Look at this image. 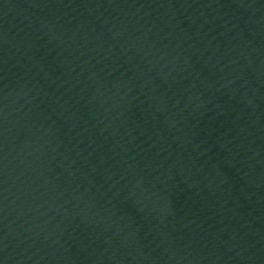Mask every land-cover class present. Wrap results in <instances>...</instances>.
<instances>
[{
	"label": "water",
	"instance_id": "1",
	"mask_svg": "<svg viewBox=\"0 0 264 264\" xmlns=\"http://www.w3.org/2000/svg\"><path fill=\"white\" fill-rule=\"evenodd\" d=\"M0 264H264V0H0Z\"/></svg>",
	"mask_w": 264,
	"mask_h": 264
}]
</instances>
